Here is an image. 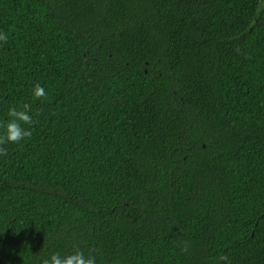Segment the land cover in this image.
<instances>
[{
  "label": "trees",
  "instance_id": "trees-1",
  "mask_svg": "<svg viewBox=\"0 0 264 264\" xmlns=\"http://www.w3.org/2000/svg\"><path fill=\"white\" fill-rule=\"evenodd\" d=\"M0 32V125L37 121L0 264H264V0H0Z\"/></svg>",
  "mask_w": 264,
  "mask_h": 264
},
{
  "label": "clouds",
  "instance_id": "clouds-1",
  "mask_svg": "<svg viewBox=\"0 0 264 264\" xmlns=\"http://www.w3.org/2000/svg\"><path fill=\"white\" fill-rule=\"evenodd\" d=\"M8 34L0 32V41L7 43ZM239 51V49H237ZM32 97L35 100H41L42 102L48 100V93L44 87L39 83L32 86ZM39 115V113H37ZM8 120L0 125L4 128L2 134H0V155H7L10 144H20L22 141L30 139L32 136L33 126L37 122L30 114V110L27 105L21 107L10 106L7 111ZM181 252L187 251V244L184 243L180 247ZM223 261L225 264L228 262V257L221 255L217 264ZM41 264H96V256L92 252L87 254L77 248L76 250L61 254L60 252H54L46 258H42Z\"/></svg>",
  "mask_w": 264,
  "mask_h": 264
}]
</instances>
